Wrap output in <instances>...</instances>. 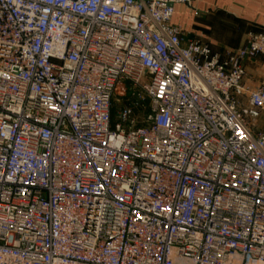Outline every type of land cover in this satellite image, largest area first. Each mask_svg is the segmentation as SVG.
<instances>
[{
	"label": "built area",
	"instance_id": "2783aa9c",
	"mask_svg": "<svg viewBox=\"0 0 264 264\" xmlns=\"http://www.w3.org/2000/svg\"><path fill=\"white\" fill-rule=\"evenodd\" d=\"M193 1L0 0V264H264V32Z\"/></svg>",
	"mask_w": 264,
	"mask_h": 264
},
{
	"label": "crops",
	"instance_id": "0c3cea01",
	"mask_svg": "<svg viewBox=\"0 0 264 264\" xmlns=\"http://www.w3.org/2000/svg\"><path fill=\"white\" fill-rule=\"evenodd\" d=\"M172 22L183 27L186 38L202 39L222 53L244 45L248 33L264 32V0H194L176 5ZM247 68L248 84H258L264 64L247 61Z\"/></svg>",
	"mask_w": 264,
	"mask_h": 264
},
{
	"label": "rangeland",
	"instance_id": "374dc122",
	"mask_svg": "<svg viewBox=\"0 0 264 264\" xmlns=\"http://www.w3.org/2000/svg\"><path fill=\"white\" fill-rule=\"evenodd\" d=\"M262 118H263V119H262ZM258 120H259V122H258ZM253 122H254L255 124H257L259 127H261L262 129H264V126L258 124V123H263V125H264V116L261 117V118H259V119H253Z\"/></svg>",
	"mask_w": 264,
	"mask_h": 264
}]
</instances>
